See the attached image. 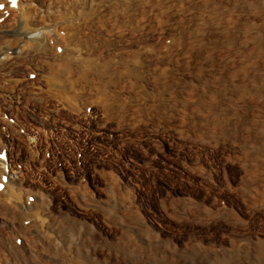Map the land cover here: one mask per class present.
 Segmentation results:
<instances>
[{
	"label": "bare ground",
	"instance_id": "6f19581e",
	"mask_svg": "<svg viewBox=\"0 0 264 264\" xmlns=\"http://www.w3.org/2000/svg\"><path fill=\"white\" fill-rule=\"evenodd\" d=\"M0 264H264V0H0Z\"/></svg>",
	"mask_w": 264,
	"mask_h": 264
},
{
	"label": "snow or ice",
	"instance_id": "6c2138e0",
	"mask_svg": "<svg viewBox=\"0 0 264 264\" xmlns=\"http://www.w3.org/2000/svg\"><path fill=\"white\" fill-rule=\"evenodd\" d=\"M13 4H15V0H12Z\"/></svg>",
	"mask_w": 264,
	"mask_h": 264
}]
</instances>
